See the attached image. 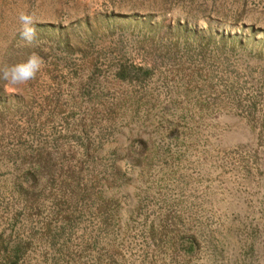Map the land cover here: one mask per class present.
Returning <instances> with one entry per match:
<instances>
[{
    "label": "rangeland",
    "instance_id": "rangeland-1",
    "mask_svg": "<svg viewBox=\"0 0 264 264\" xmlns=\"http://www.w3.org/2000/svg\"><path fill=\"white\" fill-rule=\"evenodd\" d=\"M31 53L0 264H264V0H0V65Z\"/></svg>",
    "mask_w": 264,
    "mask_h": 264
},
{
    "label": "clouds",
    "instance_id": "clouds-1",
    "mask_svg": "<svg viewBox=\"0 0 264 264\" xmlns=\"http://www.w3.org/2000/svg\"><path fill=\"white\" fill-rule=\"evenodd\" d=\"M17 34L26 46H32L37 39V20L35 14L20 10L17 13ZM44 67L43 59L36 53L29 54L25 59L13 64L0 65V81L4 82L5 90H16L27 86L37 78Z\"/></svg>",
    "mask_w": 264,
    "mask_h": 264
}]
</instances>
